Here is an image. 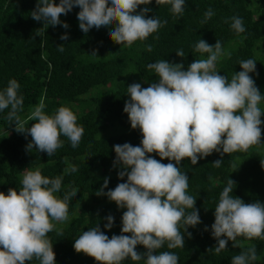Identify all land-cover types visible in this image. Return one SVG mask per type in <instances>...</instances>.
Listing matches in <instances>:
<instances>
[{
	"label": "trees",
	"instance_id": "1",
	"mask_svg": "<svg viewBox=\"0 0 264 264\" xmlns=\"http://www.w3.org/2000/svg\"><path fill=\"white\" fill-rule=\"evenodd\" d=\"M59 2L55 0L57 5ZM37 3L38 0H0V91L15 79L20 85L18 95L24 97L22 110L17 113L22 120H27L43 99L45 114L54 115L59 107H69L77 117V126L84 131L75 149L61 135L62 147L48 156L35 147L28 151L31 136L15 131V124L7 120L10 108L0 111V192L7 195L10 188L21 190L23 176L29 170L39 168L42 176L49 179L62 176L57 197L63 199L73 188L78 193L68 201L67 222H53L55 227L47 234L53 245L55 264H97L93 258L77 253L73 245L83 232L96 226L109 239L122 234V216L127 209L118 208L106 195L119 183L127 182L126 176L123 180L119 178L123 168L122 164H114V146L125 143L141 146L143 139L138 128H131L128 114L124 112L125 102L130 100L127 88L133 83L146 88L159 82L154 70L147 67L150 63L166 60L183 64L187 70L195 59H206L207 54L195 51V45L203 39L210 46L219 40L225 53H230V56H221L215 68L229 82L235 73L242 71L240 61L254 59L256 70L249 75L264 96V0H185L184 11L179 15L172 12L171 4H157L152 0L150 4L140 5L136 14L148 8L146 18L157 17L167 23L130 47L111 40L112 28H92L84 33L77 19L79 7L61 15L62 23L69 25L67 29L62 25L47 28L31 17ZM208 9L214 15L204 22ZM233 16L243 19L244 33L237 34L232 29L230 18ZM65 34L68 40H61ZM60 45L64 47L63 52L58 51ZM178 50H183V58L176 55ZM93 51L97 57L91 55ZM258 107L264 113V99ZM34 123L28 121L26 127ZM261 129L260 144L247 151L223 154L220 167L213 166V162L221 159L218 152L199 159L196 165L188 158L177 165L188 176L187 194L196 199L194 208L199 212L201 223L190 227L181 221L184 248L169 249L166 242L156 254L172 252L179 257L178 264H231L234 256L255 245L257 259L251 264H264V239L249 240L241 236L236 242L228 241L226 249L219 254L208 251L217 246L212 235L214 211L229 179L235 184L230 195L245 203L264 204V118ZM150 155L160 160L158 154ZM161 162L175 163L168 159ZM70 166H75L77 171H66ZM105 178H108V187L98 196ZM191 211L186 209V213ZM109 215L114 218L111 229L105 227ZM233 243L238 246L233 247ZM136 251L144 253L146 249L137 245ZM25 264H40V261L33 258ZM122 264L145 262L132 261L129 257Z\"/></svg>",
	"mask_w": 264,
	"mask_h": 264
},
{
	"label": "clouds",
	"instance_id": "2",
	"mask_svg": "<svg viewBox=\"0 0 264 264\" xmlns=\"http://www.w3.org/2000/svg\"><path fill=\"white\" fill-rule=\"evenodd\" d=\"M110 2V6H109ZM152 0H38L31 17L43 22V26L55 27L62 23L61 15L79 7V28L87 33L90 29L112 28L110 38L118 45L131 46L137 40L147 37L161 28L167 21L157 17L146 18L150 11L144 8L137 13L140 5L150 4ZM157 4L172 5L174 14H182L185 0H156ZM214 15L212 9L205 12V21ZM232 29L244 33L243 19L230 18ZM227 22V21H225ZM115 25L113 28L112 26ZM62 35L61 40H68ZM63 52L64 47H57ZM148 46V51H151ZM195 51L207 54L206 59H195L187 70L183 64L160 60L147 65L159 77L158 83L142 88L133 83L127 88L130 100L125 102L124 112L128 114L131 128L142 133L141 146L130 143L115 145L116 161L122 164L119 178L127 177V182L119 183L106 195L118 208H126L122 216L121 235L111 239L96 226L83 232L74 241V250L93 258L97 264H122L144 260L145 264H178L179 257L168 251L157 253L167 242L169 249L184 248V235L180 232V223L194 227L201 223L199 212L194 208L196 199L187 194L188 176L177 166L185 158L193 165L198 160L221 153V159L213 162L220 167L223 154L247 151L251 146L261 143V100L264 99L249 75L255 72L254 59L242 60V71L235 73L229 82L226 76L215 71L216 62L225 53L219 40L210 46L200 39ZM92 56L97 57L96 51ZM183 58V50L176 52ZM19 83L12 79L3 91H0V111L9 109L7 120L15 124V131L30 135L32 142L27 145L31 151L35 147L48 156L62 147L61 135L67 137L73 149L78 147L83 136V128L77 126V117L66 106L58 108L54 115L44 112L43 99L34 110L22 120L17 114L22 110L24 97L18 95ZM28 121H35L26 127ZM156 153L160 160L152 158ZM175 161L164 164L161 160ZM66 171H77L70 166ZM62 176L49 179L42 176L39 168L26 171L22 179V188L9 189L7 195L0 192V264H25L33 258L40 264H55L53 245L47 237L56 223L68 220V201L77 196L73 188L63 199L57 197L62 187ZM105 178L97 195H103L108 187ZM234 181L229 179L224 187L218 206L215 208V222L212 235L217 246L208 249L219 254L226 249L228 241H237V237L264 239V204L259 201L245 203L233 197ZM186 209H192L186 213ZM106 228L111 229L114 218L109 215ZM188 227L185 228L187 232ZM58 234H61L58 231ZM130 234V235H128ZM191 236V233H188ZM226 237V239H221ZM142 245L146 251H136ZM233 243V247H237ZM257 259V249L253 245L233 257L231 264H251Z\"/></svg>",
	"mask_w": 264,
	"mask_h": 264
},
{
	"label": "rangeland",
	"instance_id": "3",
	"mask_svg": "<svg viewBox=\"0 0 264 264\" xmlns=\"http://www.w3.org/2000/svg\"><path fill=\"white\" fill-rule=\"evenodd\" d=\"M264 115L261 116V121L263 120ZM127 129L130 131L131 129L129 127H127Z\"/></svg>",
	"mask_w": 264,
	"mask_h": 264
}]
</instances>
